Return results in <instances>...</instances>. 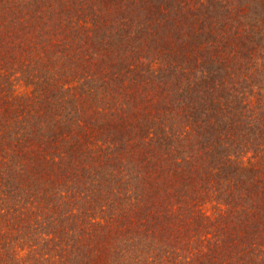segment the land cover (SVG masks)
<instances>
[{"label": "trees", "instance_id": "obj_1", "mask_svg": "<svg viewBox=\"0 0 264 264\" xmlns=\"http://www.w3.org/2000/svg\"><path fill=\"white\" fill-rule=\"evenodd\" d=\"M0 264H264V0H0Z\"/></svg>", "mask_w": 264, "mask_h": 264}]
</instances>
